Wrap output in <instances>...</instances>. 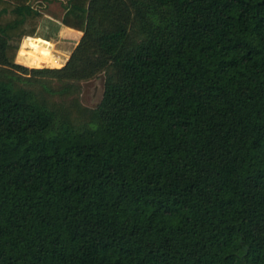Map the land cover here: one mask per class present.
<instances>
[{
	"label": "trees",
	"instance_id": "obj_1",
	"mask_svg": "<svg viewBox=\"0 0 264 264\" xmlns=\"http://www.w3.org/2000/svg\"><path fill=\"white\" fill-rule=\"evenodd\" d=\"M61 2L0 0V264H264V0Z\"/></svg>",
	"mask_w": 264,
	"mask_h": 264
},
{
	"label": "rangeland",
	"instance_id": "obj_2",
	"mask_svg": "<svg viewBox=\"0 0 264 264\" xmlns=\"http://www.w3.org/2000/svg\"><path fill=\"white\" fill-rule=\"evenodd\" d=\"M39 1L44 3V6L40 8V10L44 13V15L42 16L41 20L37 25L34 36L38 35L39 27L42 24L43 26L49 27L50 30H56L58 32L59 29L62 28V25L58 21L57 17H61L64 13L63 11L64 5H62L63 3L61 2V0H39ZM45 21H48V23L44 24ZM82 37H83V33H81V38L79 40V43ZM23 39L19 43V50L22 45ZM45 39L50 41L52 37L47 34L45 36ZM56 39L59 42H61V44H57L56 46L57 50H60L61 47L67 49L68 52L67 62H68L79 43L75 45V41L73 39H68L67 37L64 38L56 37ZM18 52H17V56H18ZM17 56H16V64H18ZM19 65L24 66L28 69H47V68H29L22 64ZM57 69H61V68H57ZM70 84L74 86V88L70 91V93L66 96H55L53 99H51V104L54 105L61 103L68 104L73 99H77L81 106L89 109H96L102 102L105 91L104 75H99V77L93 78L88 81L71 82ZM53 87L56 88L57 90H60L62 87H64V85L54 81Z\"/></svg>",
	"mask_w": 264,
	"mask_h": 264
},
{
	"label": "crops",
	"instance_id": "obj_3",
	"mask_svg": "<svg viewBox=\"0 0 264 264\" xmlns=\"http://www.w3.org/2000/svg\"><path fill=\"white\" fill-rule=\"evenodd\" d=\"M62 25V27H66V26H64L63 24H61ZM66 28H68V27H66ZM71 29V28H70ZM73 30V29H72ZM76 31V30H75ZM79 32V31H78ZM80 33H82V32H80Z\"/></svg>",
	"mask_w": 264,
	"mask_h": 264
},
{
	"label": "built area",
	"instance_id": "obj_4",
	"mask_svg": "<svg viewBox=\"0 0 264 264\" xmlns=\"http://www.w3.org/2000/svg\"><path fill=\"white\" fill-rule=\"evenodd\" d=\"M47 69H49V68H47ZM52 69V68H51Z\"/></svg>",
	"mask_w": 264,
	"mask_h": 264
}]
</instances>
